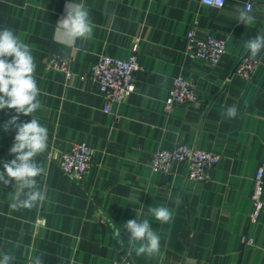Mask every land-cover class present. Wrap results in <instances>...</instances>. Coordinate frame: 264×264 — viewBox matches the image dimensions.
<instances>
[{
    "label": "crops",
    "instance_id": "obj_1",
    "mask_svg": "<svg viewBox=\"0 0 264 264\" xmlns=\"http://www.w3.org/2000/svg\"><path fill=\"white\" fill-rule=\"evenodd\" d=\"M68 3L82 5L93 24L91 37L74 44L57 24ZM241 10L254 21L237 22ZM2 28L29 45L36 65L41 106L31 116L20 114L18 123L35 118L48 133L46 151L35 157L44 169L36 178L42 204L16 211L15 182L0 184V253L14 255L12 264L36 255H43V264H118L124 258L131 264H264V206L252 218L251 198L256 172L264 168V50L252 78L236 73L239 60L250 56L245 42L264 33V0H225L221 7L201 0H0ZM192 28L199 38L225 40L217 64L187 52ZM133 53L140 66L136 90L106 111L92 66L101 54ZM52 54L71 59V79L47 68ZM178 75L195 83L200 99L166 110ZM232 105L238 114L228 118L223 113ZM14 115L0 109V171L15 158L9 150L16 130L3 127ZM73 141L95 148L94 165L81 181L59 165ZM177 142L221 154L207 180L188 178L180 163L170 174L152 171L155 150ZM159 206L171 210L169 222L150 213ZM130 219L149 221L160 236L158 254H135L123 230ZM113 224L121 230L118 238Z\"/></svg>",
    "mask_w": 264,
    "mask_h": 264
},
{
    "label": "clouds",
    "instance_id": "obj_2",
    "mask_svg": "<svg viewBox=\"0 0 264 264\" xmlns=\"http://www.w3.org/2000/svg\"><path fill=\"white\" fill-rule=\"evenodd\" d=\"M254 21V16L247 10H241L237 22L248 25ZM63 39L74 44L77 39L86 40L91 37L93 24L88 11L82 5H66V15L58 23ZM244 47L249 50L250 57L255 59L264 50V33H258L247 40ZM35 62L29 45L20 40L18 35L9 28L0 29V109L15 110L11 120L3 127L9 130L15 128L14 142L10 154L15 158L3 163L0 171V184L7 186L15 182V199L11 207L33 209L42 204L45 196L39 189L37 177L44 169L35 161V157L44 153L48 147V133L35 118L29 122H19V115L31 116L40 108L38 96L40 90L35 79ZM238 114L236 105L228 107L223 115L235 118ZM180 203L179 198L176 200ZM150 213L157 221L167 223L172 218V212L164 206L151 207ZM140 221V220H139ZM114 234L120 237L121 230L112 225ZM123 230L129 233L128 245L137 256H153L160 251V236L153 231L148 220H128L123 224ZM121 243L123 240H120ZM43 255H36L31 264H43ZM15 256L7 252L0 253V264H12Z\"/></svg>",
    "mask_w": 264,
    "mask_h": 264
},
{
    "label": "built area",
    "instance_id": "obj_3",
    "mask_svg": "<svg viewBox=\"0 0 264 264\" xmlns=\"http://www.w3.org/2000/svg\"><path fill=\"white\" fill-rule=\"evenodd\" d=\"M203 4L221 7L225 0H201ZM247 8L251 2H247ZM187 52L197 58H201L211 64H217L226 52L224 39L208 35L199 38L196 29L192 28L187 33ZM258 62L249 55L243 56L237 66L236 73L244 78H252L255 75ZM47 68L62 71L67 79L73 77L71 59L58 54L48 57ZM139 63L135 53L128 58H116L108 54H101L91 69V76L97 83L102 96L107 100L105 110H111V103L122 102L129 94L136 90V71ZM196 85L183 75L174 77L173 84L165 100L166 110L172 109L178 104H192L199 100ZM221 159V154L198 148L187 142H177L170 149L158 148L155 150L151 167L153 172H172L175 163L184 164L187 168V177L197 181H205L210 176V170ZM95 148L82 141L71 142L68 149L61 152L59 165L61 169L81 181L94 165ZM254 210L252 218L259 216L260 209L264 206V168L257 170L255 175L254 190L252 192ZM38 222L46 224V218L40 217ZM253 242V239H249ZM26 264H31V259ZM118 264H131L127 259H122Z\"/></svg>",
    "mask_w": 264,
    "mask_h": 264
},
{
    "label": "rangeland",
    "instance_id": "obj_4",
    "mask_svg": "<svg viewBox=\"0 0 264 264\" xmlns=\"http://www.w3.org/2000/svg\"><path fill=\"white\" fill-rule=\"evenodd\" d=\"M200 99V98H199ZM165 174H167V173H165Z\"/></svg>",
    "mask_w": 264,
    "mask_h": 264
}]
</instances>
